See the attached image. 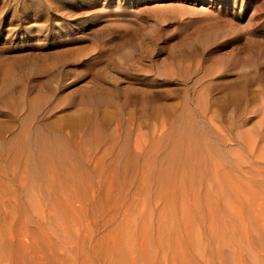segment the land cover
I'll list each match as a JSON object with an SVG mask.
<instances>
[{
    "label": "rangeland",
    "instance_id": "obj_1",
    "mask_svg": "<svg viewBox=\"0 0 264 264\" xmlns=\"http://www.w3.org/2000/svg\"><path fill=\"white\" fill-rule=\"evenodd\" d=\"M262 218L264 0H0V264H264Z\"/></svg>",
    "mask_w": 264,
    "mask_h": 264
},
{
    "label": "bare ground",
    "instance_id": "obj_2",
    "mask_svg": "<svg viewBox=\"0 0 264 264\" xmlns=\"http://www.w3.org/2000/svg\"><path fill=\"white\" fill-rule=\"evenodd\" d=\"M262 217H263V216H262ZM262 219H263V218H262ZM262 219H261V220H262ZM263 220H264V219H263ZM263 222H264V221H263ZM263 224H264V223H263ZM191 264H193V263H191Z\"/></svg>",
    "mask_w": 264,
    "mask_h": 264
}]
</instances>
